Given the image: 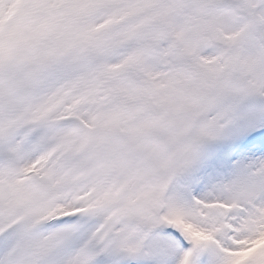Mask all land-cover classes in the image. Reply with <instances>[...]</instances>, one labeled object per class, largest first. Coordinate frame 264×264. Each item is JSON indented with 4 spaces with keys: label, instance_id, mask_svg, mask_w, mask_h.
<instances>
[{
    "label": "snow or ice",
    "instance_id": "6c2138e0",
    "mask_svg": "<svg viewBox=\"0 0 264 264\" xmlns=\"http://www.w3.org/2000/svg\"><path fill=\"white\" fill-rule=\"evenodd\" d=\"M0 264H264V0H0Z\"/></svg>",
    "mask_w": 264,
    "mask_h": 264
}]
</instances>
